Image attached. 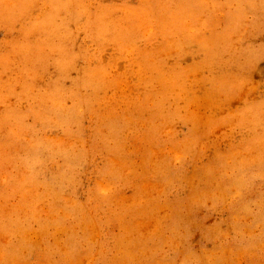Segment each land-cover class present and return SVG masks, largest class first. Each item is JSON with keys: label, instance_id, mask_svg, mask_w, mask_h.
Here are the masks:
<instances>
[{"label": "clouds", "instance_id": "clouds-1", "mask_svg": "<svg viewBox=\"0 0 264 264\" xmlns=\"http://www.w3.org/2000/svg\"><path fill=\"white\" fill-rule=\"evenodd\" d=\"M223 3L217 29V0H0V185L7 168L72 229L16 222L0 264H72L74 248L90 264H208L181 228L201 208L264 234V191L248 199L264 189V87L247 74L264 0ZM118 82L128 102L105 105Z\"/></svg>", "mask_w": 264, "mask_h": 264}, {"label": "rangeland", "instance_id": "rangeland-1", "mask_svg": "<svg viewBox=\"0 0 264 264\" xmlns=\"http://www.w3.org/2000/svg\"><path fill=\"white\" fill-rule=\"evenodd\" d=\"M217 8L213 13V21L217 29L223 28L226 21L227 7L223 0H217ZM264 23V18L261 19ZM19 27V25H17ZM6 32H0V38L6 36ZM264 44V36L259 40L253 41V46L259 49ZM123 70V66H121ZM248 77L253 84L264 87V51H257L251 65L248 69ZM132 91V86L125 83H117L110 96L103 97L105 105L123 106L128 102ZM13 172L5 168L3 185H0V210L3 212V223L5 234H0V248L7 249L12 240V228L16 222L24 223L25 226L40 230L42 235L59 236L63 233L72 231L70 227L63 226L61 213L51 201H41L31 197L29 189L23 181L19 183H9L14 180ZM264 189H254L248 196V199H255ZM84 194L80 193V199L83 200ZM183 199V197H181ZM31 209L30 219L15 218L22 217ZM237 211H209L203 208L195 209L186 213L181 221V228L188 237V247L192 252L203 256L207 251L208 264H264V234H259V229L253 231L247 221L235 217ZM145 220V221H144ZM141 222V227L145 230L152 227V223L146 221V217L138 218L133 221ZM83 225H78L77 228ZM111 232L118 231V226L113 224ZM221 233H227L218 237ZM72 264H90L95 259L94 255L88 256V252L75 249ZM88 256V257H87ZM87 257V258H86ZM6 258H0V261ZM112 257L106 258L105 264H110ZM162 257L156 256L152 259V264H156ZM57 261L61 257H56ZM31 264H48V261L40 255L39 252L33 253Z\"/></svg>", "mask_w": 264, "mask_h": 264}]
</instances>
